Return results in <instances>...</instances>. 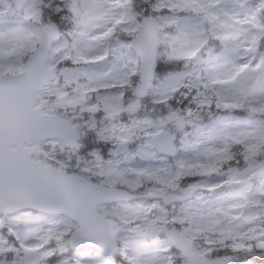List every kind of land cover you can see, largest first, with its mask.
<instances>
[{
  "label": "snow or ice",
  "instance_id": "snow-or-ice-1",
  "mask_svg": "<svg viewBox=\"0 0 264 264\" xmlns=\"http://www.w3.org/2000/svg\"><path fill=\"white\" fill-rule=\"evenodd\" d=\"M0 264H264V0H0Z\"/></svg>",
  "mask_w": 264,
  "mask_h": 264
}]
</instances>
